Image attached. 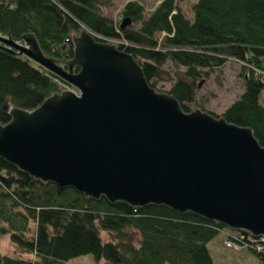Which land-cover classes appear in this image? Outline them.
<instances>
[{
    "label": "trees",
    "instance_id": "obj_1",
    "mask_svg": "<svg viewBox=\"0 0 264 264\" xmlns=\"http://www.w3.org/2000/svg\"><path fill=\"white\" fill-rule=\"evenodd\" d=\"M114 2L0 0V34L20 40L33 33L45 55L64 61L73 58V35L83 29L101 42L97 36L124 40L117 48L135 57L153 88L168 62L186 68L185 79L168 93L187 113L196 101L198 81L238 61L246 71L244 93L215 116L252 129L264 145V0H199L194 21L177 0H165L149 18L141 3L132 2L126 16L142 27L125 30L102 12ZM160 34L166 35L164 40ZM59 82L65 83L45 68L34 67L28 58L0 48V124L11 121L6 105L33 110L61 91ZM225 229L221 223L165 205L132 207L105 197L92 199L73 188L60 189L0 157V238L10 235L18 248L44 264L82 255L107 264H215L207 244ZM101 231L112 239L104 241ZM255 255L264 264V258ZM0 264L32 262L4 256L0 248Z\"/></svg>",
    "mask_w": 264,
    "mask_h": 264
},
{
    "label": "water",
    "instance_id": "obj_2",
    "mask_svg": "<svg viewBox=\"0 0 264 264\" xmlns=\"http://www.w3.org/2000/svg\"><path fill=\"white\" fill-rule=\"evenodd\" d=\"M132 24L128 18L121 28ZM95 36L73 35V58L64 61L45 55L33 33L18 41L0 35V48L78 90L54 93L33 110L6 105L0 157L92 199L165 205L264 236V145L253 130L183 111L175 96L150 86L133 55Z\"/></svg>",
    "mask_w": 264,
    "mask_h": 264
},
{
    "label": "rangeland",
    "instance_id": "obj_3",
    "mask_svg": "<svg viewBox=\"0 0 264 264\" xmlns=\"http://www.w3.org/2000/svg\"><path fill=\"white\" fill-rule=\"evenodd\" d=\"M165 0H115L113 5L109 8L103 9V14L113 19L118 27L128 17L126 16L127 6L132 2L141 3L145 9V17L149 18L164 2ZM199 0H177L178 6L183 10L184 14L191 21L195 20L194 7ZM135 29H140L141 24L133 23L132 26ZM3 36L2 34H0ZM79 35V34H77ZM165 34H160L159 38L164 40ZM101 37L105 43L117 45L119 43H126L124 40L109 39ZM25 57V56H23ZM26 58V57H25ZM34 67H41L34 61L29 60ZM43 68V67H42ZM164 74L161 78L154 80V85L157 91L162 93H168L172 86L180 79H185L184 73L186 68H178L172 62H168L163 66ZM245 68L242 63L231 60L225 67L220 70H216L212 73L209 79H200L197 83V97L196 101L190 105L191 112L195 110H202L211 114L221 116L233 103L241 98L245 90ZM202 84V85H201ZM201 85V87H200ZM61 92L65 90H71L77 93V89L67 83L59 82ZM35 228L34 224H31V231ZM227 230L219 232V234L212 239L207 248L212 256L215 264H261L262 261L255 254L248 249L240 250L233 246L228 248L225 244L226 236L224 233ZM134 241L138 242V235L133 232ZM101 237L104 241L112 239V234L101 231ZM1 253L4 256L14 259H22L31 261L32 264H44L34 255L29 254L18 248L14 244L10 235H2L0 238ZM57 264H107L104 260L96 261L92 255H82L68 261Z\"/></svg>",
    "mask_w": 264,
    "mask_h": 264
},
{
    "label": "built area",
    "instance_id": "obj_4",
    "mask_svg": "<svg viewBox=\"0 0 264 264\" xmlns=\"http://www.w3.org/2000/svg\"><path fill=\"white\" fill-rule=\"evenodd\" d=\"M224 235L226 236L225 244L228 248L235 246L240 250L248 249L264 258V236L254 237L250 233L242 231H227Z\"/></svg>",
    "mask_w": 264,
    "mask_h": 264
},
{
    "label": "crops",
    "instance_id": "obj_5",
    "mask_svg": "<svg viewBox=\"0 0 264 264\" xmlns=\"http://www.w3.org/2000/svg\"><path fill=\"white\" fill-rule=\"evenodd\" d=\"M261 102L264 104V94L262 96Z\"/></svg>",
    "mask_w": 264,
    "mask_h": 264
},
{
    "label": "bare ground",
    "instance_id": "obj_6",
    "mask_svg": "<svg viewBox=\"0 0 264 264\" xmlns=\"http://www.w3.org/2000/svg\"><path fill=\"white\" fill-rule=\"evenodd\" d=\"M98 38H101V37H99V36H97ZM15 41H18V40H15ZM16 55V54H15ZM18 56V55H17ZM21 57V56H20ZM61 79V78H60ZM68 84V83H67Z\"/></svg>",
    "mask_w": 264,
    "mask_h": 264
}]
</instances>
